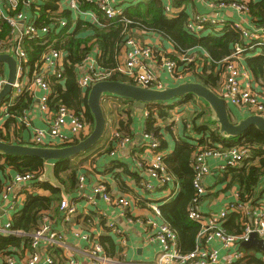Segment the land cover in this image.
I'll list each match as a JSON object with an SVG mask.
<instances>
[{"label":"trees","instance_id":"16d2710c","mask_svg":"<svg viewBox=\"0 0 264 264\" xmlns=\"http://www.w3.org/2000/svg\"><path fill=\"white\" fill-rule=\"evenodd\" d=\"M62 1L66 0H38L37 2L34 0H17L18 5L14 11L11 9L8 0H1V4L5 16L13 17L17 13H23L27 23L32 21L36 28H49V32L44 38L46 44H42V40L23 38L22 48L27 55L25 72L27 77L31 79L33 73H38L42 56L47 51L53 50L61 53V77L59 79L56 75L46 77L50 89L47 101L48 109L50 113L54 114L60 106H64L75 114H81L83 122L88 126V133L91 132L94 123L86 103L88 90L82 91L77 85L79 67L82 66L88 55L94 54L93 50L97 47L96 63L99 69L108 71L116 68V57L119 50L131 38L129 34L135 29L158 35L175 47L180 54L197 50L198 55L195 59L192 58L189 63H179L182 66L180 73L191 81L208 88L217 96H220L222 88L220 86L224 80V68L218 63L230 56L236 48H241L244 51V68L251 77L254 79L263 77L264 45L259 48V53L255 49L248 50L249 45L242 41L240 34L233 30L229 23L218 30L212 27L206 34L196 36L187 30L189 17L182 12L175 18H169L162 0L141 1L121 9V21L109 23L96 9L93 4L94 0H76L80 11L92 12L99 22L98 24H89L79 21L74 24L75 19L72 12L60 8ZM174 5L177 6L178 4L175 2ZM248 6L252 20L256 23L264 22V0L249 1ZM60 20H65L66 24L58 30ZM73 25L74 28L71 30ZM87 31L91 33L90 36H84ZM11 32L12 27L0 18V42L7 43L12 38ZM93 40L94 42L91 43ZM3 69L4 67L0 66L1 75ZM107 80L125 83L115 75ZM108 98L124 102L122 112L126 113L128 119L126 123L119 121L117 124L121 139H123L121 132H126L128 129L127 133L130 135V139H134V143L137 142L129 128L133 122L131 114L133 112L141 113L144 118L142 123L144 132L154 137L158 142V148L154 154L166 153L168 146L165 134L171 133L170 126H172L176 106L188 104L191 107V114L187 116L192 117L189 123H183V136L179 137L175 143L173 154L168 158L163 157L162 160L165 172L172 176L173 180L177 178L176 184L179 182L177 184L178 187L180 186L178 194L176 193L174 200L168 204L158 207L161 220L175 232L182 254H188L195 249L196 236L200 230V226L188 218L189 207L196 198V191L193 188L194 172L190 166V159L195 151L216 147H245L249 149V156L236 167H228L223 175L229 179L227 180L228 187L238 186L240 202L253 203L255 201L256 190L259 188L261 178L264 177V136L254 128L248 129L237 139L221 138L217 133L216 123L210 119L208 107L206 108L204 102L191 95L168 103L148 104L143 109H136L134 102L126 99L111 96H106L104 99ZM104 99L101 101V107L106 126L102 139L86 153L55 163V177L72 200L77 199V195H79L77 176L81 166L85 165L93 156L103 160L106 155L116 149V140L112 139L110 135L111 128L115 124V119L112 117L114 110L106 108ZM8 100L11 101V105L8 108V118L4 127L15 125L17 119L23 117L25 111L34 104L33 94L26 90L20 95L8 97L3 102ZM199 102L203 104V107L201 110L199 108L198 111L196 106ZM228 117L232 123H235L231 119L230 110ZM108 120L111 121L110 124H108ZM197 121H201V123L197 124ZM84 138L86 137L74 138L71 142L63 143L61 147L75 145ZM0 139L6 143L12 142L8 133H3V128L0 129ZM190 141L194 142L195 146L190 145ZM23 143L33 145L30 141ZM142 148L145 149V146L143 145ZM93 161L95 163L96 160L93 159ZM94 163L90 166H95L96 163ZM107 165L106 170L114 171L117 169L120 170L121 174V163L118 159L110 161ZM126 167L123 169V173L128 174L137 184H140L142 182L140 173L128 171ZM6 169H10L13 173L33 174L34 179L33 191L24 194L23 207L12 214L9 220L11 230L27 236L4 237L0 235V255L3 257L15 256L16 250L31 252L32 239L30 235L39 228L40 219L44 213L53 212L56 216L58 215V205L62 200L60 190L40 181L39 178L43 172L41 160L0 156V184L4 183V180L1 181V177ZM165 190L166 187L160 189V191ZM205 196L200 198L201 202ZM229 217H231L229 221L222 224V229L231 235L240 234L241 226L238 223V216L230 214ZM100 241L109 245L108 251L113 249L110 238L101 237ZM255 251L254 248L243 251V257L237 264H264L254 257Z\"/></svg>","mask_w":264,"mask_h":264},{"label":"built area","instance_id":"2783aa9c","mask_svg":"<svg viewBox=\"0 0 264 264\" xmlns=\"http://www.w3.org/2000/svg\"><path fill=\"white\" fill-rule=\"evenodd\" d=\"M8 1L14 11L18 5L17 0ZM37 1L34 0V2ZM200 1L209 7H214L210 0ZM248 2V0H220L219 6L221 8H230L239 15L250 16ZM93 4L107 22L121 21V9H119L118 0H94ZM65 9L71 11L73 15L89 17L96 24L99 22L92 12L80 11L76 0H66ZM168 11L169 8L165 7V12L168 13ZM0 18L4 19L12 27V38L7 43L0 42V54L10 55L16 62V78L12 84V94L10 96L20 95L26 90L33 94L34 98L35 92H37L38 96L35 97L37 98L38 110L45 116V121L51 127V132L56 134L62 144L71 142L74 138L78 139L81 136L87 137L89 129L83 122L81 114H75L64 106H60L52 114L47 106L50 89L46 77L49 75H56L58 79L61 77L62 54L49 50L42 56L38 73H33L32 78L29 79L25 72L27 55L22 48L23 38L42 40V44H46V39L44 38L49 32V28H36L32 21L27 23L26 16L23 13H17L13 17L5 16L1 0ZM226 23H229L231 28L240 34L242 41L249 45L248 50L255 49L258 51L264 45V22L256 23L252 18V25L244 27L239 23H230L208 15H198L188 21L187 30L197 36L207 32L212 27L218 30ZM65 24V20H60L58 30L63 28ZM124 46L127 49L124 53L123 64L117 65L112 70L102 71L99 69L96 63V52L88 55L82 66L79 67L77 75L78 87L82 91H87L95 83L107 80L115 75L127 84L140 86L145 89H163L164 85L149 69L150 62L155 61L153 49L150 46L139 45L131 38L126 41ZM243 52L241 48H236L230 56L218 63L224 68V81L220 97L228 107L246 110L248 116L264 117V95L253 86L251 75L244 68L243 59H241ZM159 61L162 72L166 76L167 81L172 83V86L186 81L193 82L180 73L182 66L179 65V63H189L192 58L182 55L178 59L160 58ZM82 68L83 70L81 71ZM5 82V74H0V91ZM10 105V100L2 102L0 105V118H8L7 112ZM141 131V142L153 156L152 161L139 160L134 162L136 169L145 171L148 174L150 181L142 184L143 189L148 193H154L156 190L166 187L164 198L166 196H175L179 187L172 176L168 175L164 170L162 160L165 154H154V151L158 148L157 140L147 135L143 128ZM44 136L43 130L35 129L31 139L32 146L48 145L44 142ZM113 139L116 140L117 145L116 149L109 154L110 158H114L115 153L124 148L125 145L118 133L113 134ZM0 141L2 140L0 139ZM248 156L249 149L245 147H216L200 149L191 157L190 166L194 172L193 188L196 191V198L189 207L188 218L197 223L200 226V230L196 236L195 249L188 254L180 252L177 236L166 223L161 221L158 206L151 207L153 217L158 220V223H155L153 219L142 220L131 217L132 202L125 197L114 198L110 196L106 186L103 184L88 187L87 180H84L82 176L77 180V188L82 193L86 203L96 205L97 202L94 197L97 196L104 203L115 205L120 217L126 223H137L143 226L146 242L159 248L154 253L153 259L147 264H237L243 257V250L240 244L248 241L251 234H255L257 239L262 241L264 245V195L253 203H242L239 200L238 192H234V200L232 202L219 212H212L208 215L199 211L200 198L205 196L207 192L204 178L208 173V160H223L225 165L221 167V171L224 173L228 167H236ZM33 179L34 176L30 173H15L10 176L0 192V203L9 202V205H7L8 210H15L18 196L22 195L24 197L25 193L33 191ZM58 212L61 215L60 221L63 227L60 231L53 230V221L50 213H44L40 219L39 228L30 235L32 239L30 244L31 254L20 261L16 256H6L5 264H56L52 258L54 251L60 253L62 264H79L75 254H72L73 252L69 250L65 242V230L76 218L77 205L69 199L63 198L58 205ZM230 214L238 216L241 226L240 234L231 235L222 229V224ZM105 226L111 233H121V237H124L123 232L113 222L109 221L107 223L106 221ZM0 235L4 237L27 236L21 232L11 230L9 220L0 226ZM80 239L82 242L80 250L83 251L88 264H118L104 255L102 246L94 241L90 235L83 234ZM214 243L218 244L220 248L213 247L212 244ZM42 244H44L43 247L41 246ZM220 251H224L225 254L221 256Z\"/></svg>","mask_w":264,"mask_h":264},{"label":"crops","instance_id":"0c3cea01","mask_svg":"<svg viewBox=\"0 0 264 264\" xmlns=\"http://www.w3.org/2000/svg\"><path fill=\"white\" fill-rule=\"evenodd\" d=\"M141 1L146 0H118L119 2V9H125L129 6H133ZM214 7H209L207 4H203L200 0H162L164 7H168V16L169 18H175L180 13H185L189 20L198 16V15H208L214 18L223 19L230 23H239L244 27H250L251 24V16L246 15H239L235 13L230 8H221L219 6L218 0H210ZM252 2H257L258 0H248ZM178 5L175 6L174 3ZM66 1H62L60 3V8L65 9ZM60 9V10H61ZM74 17V24L76 22L82 21L81 23H89V24H96L94 23L89 17H80L78 15H73ZM74 28L72 26L71 30ZM70 30V31H71ZM88 30V29H87ZM86 32V31H85ZM207 32L201 33L197 36L204 35ZM91 33L87 31L84 36H90ZM131 39L139 44L150 46L154 51L155 61L150 62L149 69L151 72L157 77V79L163 84L164 87H173L167 81L166 76L162 72L160 68V58L161 59H178L182 55L195 59L198 55L196 52L197 50H192L185 54H180L177 52L175 47H173L168 41L162 39L158 35L147 32L143 30H132L129 34ZM91 41V43H93ZM89 43V44H91ZM97 47L94 48L93 52H97ZM126 46L123 45L120 48L119 53L116 57L117 65L123 64L124 60V53L126 50ZM188 51V50H187ZM259 53V50L256 51ZM98 53V52H97ZM115 53V52H113ZM158 59V60H157ZM244 59V57H243ZM83 68L81 69V71ZM3 73L6 76V69L4 67ZM252 78V77H251ZM255 86L258 91L262 92L264 95V77L259 79L252 78V84ZM35 96H38V93L35 92ZM34 96V104L30 106V108L25 111L23 117L17 119L15 125H9L4 127L7 118H0V129L3 128V133H8L10 139L12 140L11 143L8 144H19V145H27L23 142H31L33 132L35 129H41L45 133L44 142L48 144L46 146H39V147H61V140L56 136L55 133L51 132V127L45 121V116L42 115L38 110L37 98ZM106 104V108H110V110H114V114L112 117L115 119L114 126L111 128V138L113 139V134L118 133L117 124L119 121L126 123L128 116L126 113L122 112L124 102L121 100H113V99H104ZM201 103V102H199ZM198 105V104H197ZM200 105V106H199ZM197 110H201L203 104H199ZM135 107V105H134ZM112 108V109H111ZM124 109V108H123ZM198 110V111H199ZM209 110V109H208ZM229 110L231 112V119L233 121H239L247 117L246 110L237 109L234 107L229 106ZM120 111V112H118ZM187 112L185 116L183 113ZM193 112V111H192ZM191 114V107L188 104L177 105L176 109L173 114V122L170 126L171 133L165 134V139L167 142V150L165 157H170L175 148V143L177 142L178 138L183 136L182 129L183 123H189L192 116H187ZM132 116V124H130V131L135 137L136 143H134V139H130V135L126 132H121L123 135V141L125 142L124 148L118 150L115 153L114 158H110L109 155H106L104 159L96 158V156L91 157L88 162L81 166L79 169L78 178L84 177V180H87L86 183L88 187H92L98 184H103L106 186L110 196L114 198L125 197L132 202V207L130 209L131 217L140 218L142 220L153 219L155 223H158V220L153 217L151 212L152 206H162L164 204H168L172 200H174L176 194L173 197H165V191L157 190L154 193H148L142 188V183L150 181L148 178V174L145 171H141L136 169L134 162L139 160L152 161L153 156L152 153L146 149H143V143L140 141L139 137L141 135L142 130V123L143 117L141 113L133 112ZM111 121L108 120V124ZM201 123V121H197V124ZM190 129V127H189ZM119 134V133H118ZM89 135V134H88ZM87 135V136H88ZM21 142V143H20ZM6 143V142H5ZM190 145L195 146L194 142L189 143ZM31 146V145H30ZM141 148H138V147ZM196 153V151L194 152ZM110 154V153H109ZM93 159H95L96 165L90 166V164L94 163ZM119 160L121 163V174L120 170L115 169L114 171L106 170L108 168L107 164H109L112 160ZM94 163V164H95ZM225 165L223 160L214 159L208 160V173L204 178V183L207 188L206 196L204 197L203 201L201 202L199 211L202 214L208 215L209 213H216L222 210L227 204L234 200L233 195L234 192H238V186L232 185L228 187V178L224 177V173L221 171V167ZM127 166V167H126ZM126 169L131 172L138 171L140 173V177L142 182L137 184L128 174L123 173V169ZM13 171L10 169H6L4 174L1 177V181L4 183L12 176ZM77 178V180H78ZM176 178V177H175ZM40 179V178H39ZM177 180V178L175 179ZM178 181V180H177ZM78 182V181H77ZM3 184H0V192L3 189ZM179 182H177L178 184ZM180 187V186H179ZM179 190V189H178ZM89 191V190H88ZM65 192V189H64ZM79 192V191H78ZM47 194V193H43ZM66 194V192H65ZM264 195V177L261 178L259 182V188L256 190V197L255 201L261 199ZM62 199L65 198L62 194ZM65 199H69L70 201L76 203L77 205V215L73 223H71L68 228L65 230V242L69 247V250L72 251L73 255L79 261V264H88V261L83 253L80 250L82 246V242L80 236L83 234H88L92 237L94 241L99 243L102 248L104 255L109 259L117 262L118 264H147L151 261L154 257V253L159 250V248L155 245H149L145 240V231L143 226L137 223L128 224L123 220L117 210L115 205H109L101 201L97 196L94 197L97 204L91 205L84 201L82 197V193L79 192L77 195V199H70L66 194ZM166 200V201H165ZM25 202V197L22 195L18 196L17 206L15 210H8L7 205L9 202H5V204L0 203V226L4 225L8 220H10L12 214L21 210ZM52 218V228L53 230L60 231L63 227L60 221V213L58 215L50 212ZM231 217L227 218L225 222H228ZM111 221L113 222L117 228H119L123 232V236L121 237V233H111L108 228L105 226V223ZM160 221V220H159ZM162 221V220H161ZM239 223V219H238ZM240 224V223H239ZM101 237H108L111 239V243L113 244V249L108 251L109 245L104 244L100 241ZM215 248H220L218 244H212ZM42 247L44 244L41 245ZM242 249V248H241ZM42 250V248H41ZM243 250V249H242ZM246 251V250H243ZM16 258L20 261L27 257L31 252L25 250L24 252L20 250L15 251ZM57 252V253H55ZM221 256L225 254L224 251L219 252ZM254 257L258 260L264 262V254L258 253L255 251ZM5 257L0 255V264H5ZM52 258L56 262V264H62L60 261V253L58 251H54L52 254Z\"/></svg>","mask_w":264,"mask_h":264},{"label":"water","instance_id":"95a60500","mask_svg":"<svg viewBox=\"0 0 264 264\" xmlns=\"http://www.w3.org/2000/svg\"><path fill=\"white\" fill-rule=\"evenodd\" d=\"M0 65L6 69V82L0 91L1 105L12 94V84L16 78V62L10 55L0 54ZM188 95L202 100L208 107L210 119L216 123L217 133L221 138L237 139L250 128H254L264 136V117L247 116L232 123L228 117L229 107L225 101L199 83L186 81L173 87L156 90L119 81L103 80L92 85L87 92L86 103L94 124L86 138L75 145L64 147H39L0 141V156L41 160L43 172L40 181L60 190L66 198L64 187L54 174L55 163L86 153L102 139L106 124L101 101L106 96L132 101L136 109H143L148 104L168 103ZM139 139L141 141L142 136ZM240 247L243 250L254 248L258 253L264 254V245L255 234H251L248 241L242 242Z\"/></svg>","mask_w":264,"mask_h":264},{"label":"rangeland","instance_id":"374dc122","mask_svg":"<svg viewBox=\"0 0 264 264\" xmlns=\"http://www.w3.org/2000/svg\"><path fill=\"white\" fill-rule=\"evenodd\" d=\"M241 59H243V57H242ZM0 66H2V65H0ZM2 68H3V66H2ZM223 81H224V80H223ZM221 85H223V82H222ZM220 87H222V86H220ZM218 91H219V90H218ZM220 93H221V91H220ZM200 101L202 102V100H200ZM199 104H201V103H198V105H199ZM198 105H197V106H198ZM199 106H200V105H199ZM206 108H207V106H206ZM207 109H208V108H207ZM185 114H187V112L184 111L183 116H185Z\"/></svg>","mask_w":264,"mask_h":264}]
</instances>
